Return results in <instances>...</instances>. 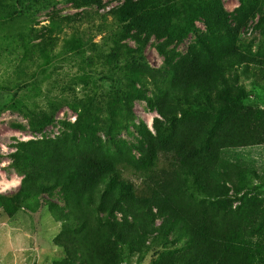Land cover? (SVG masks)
Listing matches in <instances>:
<instances>
[{"label": "trees", "instance_id": "1", "mask_svg": "<svg viewBox=\"0 0 264 264\" xmlns=\"http://www.w3.org/2000/svg\"><path fill=\"white\" fill-rule=\"evenodd\" d=\"M116 1L109 8L105 0H79L82 11L63 19L117 17L178 0ZM202 1L199 20L206 32L186 55L165 63L166 88L153 99L124 94V124L112 120L104 130L110 136L126 131L135 119L134 100H146L158 118L153 132L141 125L136 147L105 150L96 132L83 129H76L74 141L17 147L12 168L22 180L16 192L0 195V209L11 216L31 204L49 208L61 225L54 245L63 258L53 264H122L126 256L142 253L155 255L151 264H264V208L244 196L242 187L252 169L222 158L227 149L264 146V117L242 113L249 93L236 75L231 78L234 68L247 74L252 67L253 87H260L257 80L264 84V55L236 49L237 33L256 17L264 0H235L240 6L232 14L225 11V0ZM13 2L22 12L50 7L47 0ZM158 29L157 37L168 43L185 39ZM121 48L135 65L144 64L141 50ZM194 98L202 99L210 113L174 118ZM5 111L22 114L33 133L53 122L46 114L34 119L12 101L0 104V113Z\"/></svg>", "mask_w": 264, "mask_h": 264}, {"label": "rangeland", "instance_id": "2", "mask_svg": "<svg viewBox=\"0 0 264 264\" xmlns=\"http://www.w3.org/2000/svg\"><path fill=\"white\" fill-rule=\"evenodd\" d=\"M47 1L48 8L22 12L13 0H0V104L15 102L28 109L34 119L45 114L53 116L51 125L33 133L22 114L0 113V187L13 179L22 180L12 168L21 144L74 141L76 129H83L96 132L99 145L105 150L115 151L123 145L136 147L141 125L153 132V119L158 116L149 111L146 100H134L135 119L127 130L106 135L104 130L112 120L124 124L123 95L138 92L147 99L157 96L169 81L161 71L165 63L171 62L174 55H186L206 32L199 20L205 7L202 0H178L146 11L127 10L117 17H93L74 23L65 22L63 17L82 11L79 0ZM105 3L109 8L118 4L116 0ZM239 6L235 0L223 3L229 14ZM109 8L101 10L99 16ZM263 17L264 6L237 33L236 49L241 53L264 55V23H260ZM155 27L185 39L181 43L160 40ZM165 43L168 45L161 54L158 48ZM123 46L141 50L144 64L135 65ZM253 72L251 67L244 74L239 66L231 78L236 75L239 85L249 93L242 113L259 119L264 117V84L257 80L260 87H253ZM180 111L174 118L185 113H210L200 98H194L192 105L182 106ZM222 158L252 169L243 181V194L264 208V146L227 149ZM125 176L138 183L130 173ZM18 189L19 186L11 187L0 195H10ZM54 201L62 206L58 198ZM30 207L11 216L0 209V264H53L62 260V251L54 245L60 223L48 207ZM154 258L153 253L134 254L126 256L122 264H151Z\"/></svg>", "mask_w": 264, "mask_h": 264}, {"label": "clouds", "instance_id": "3", "mask_svg": "<svg viewBox=\"0 0 264 264\" xmlns=\"http://www.w3.org/2000/svg\"><path fill=\"white\" fill-rule=\"evenodd\" d=\"M0 166H3V165H0ZM22 179V178H21ZM21 180L20 179H13L12 181L6 183L3 185V187H0V192L2 191H6L8 190L9 188L11 187H16V186H19Z\"/></svg>", "mask_w": 264, "mask_h": 264}]
</instances>
